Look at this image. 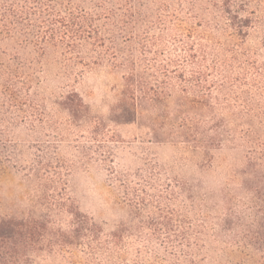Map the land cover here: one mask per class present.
Wrapping results in <instances>:
<instances>
[{
  "label": "rangeland",
  "instance_id": "374dc122",
  "mask_svg": "<svg viewBox=\"0 0 264 264\" xmlns=\"http://www.w3.org/2000/svg\"><path fill=\"white\" fill-rule=\"evenodd\" d=\"M132 2L129 24L126 0H0V221L43 227L30 264H264V90L232 59L264 68V14L234 43L209 0ZM178 19L206 31L218 69L199 89L128 92L124 59L138 74L170 57ZM223 145L235 162L209 190ZM81 172L118 218L83 210ZM249 192L251 220L235 211Z\"/></svg>",
  "mask_w": 264,
  "mask_h": 264
},
{
  "label": "trees",
  "instance_id": "16d2710c",
  "mask_svg": "<svg viewBox=\"0 0 264 264\" xmlns=\"http://www.w3.org/2000/svg\"><path fill=\"white\" fill-rule=\"evenodd\" d=\"M209 1L211 6L223 15L225 25L230 31L229 41H233L234 43L242 42L248 28L253 23L259 22V15L264 14L263 0ZM126 3V20H129V24L133 20L135 23L137 12L133 8L134 3L132 0H126ZM182 24H184L182 20L178 19L177 28H179L178 32H181V35L177 34L179 35L175 39L177 45L170 57L163 55L159 60L153 58V63L148 65L144 64L145 67L138 74L135 68L134 57L131 55L127 59H124V63L128 67V73L125 78L128 92H164L173 83H179L184 88L189 85L199 89L200 84L207 81L208 74L204 72L207 70L204 66L207 60L210 59L211 67L209 68L212 72L218 69L217 62L218 58H220L219 49L215 48L216 44H213L212 40L209 39L206 31L198 32L196 29L190 28L181 30ZM261 43L264 46V37ZM146 49L147 47L144 46L143 53L141 54L143 62L147 61ZM232 52V59L235 61L238 60L243 65L236 74V77L243 80V85H247L248 90H264V84L260 85L261 81L258 80L264 79V68L256 66V64H245L240 60L241 58H239L236 51L232 50ZM250 71H253L255 78H248ZM159 76L164 78L163 81H161L162 78L160 80ZM148 77L154 78L153 80L158 85L155 83L151 84ZM192 82H195V84ZM83 224L85 235L95 237L97 233L96 225L88 221ZM42 228L36 221H0V264H30L32 262L30 253L38 249L40 244L41 246L43 245L40 239L43 238L42 236L43 234L45 235V232ZM110 237L114 242L120 240V236L117 234H112ZM63 243L70 244V241Z\"/></svg>",
  "mask_w": 264,
  "mask_h": 264
},
{
  "label": "clouds",
  "instance_id": "9594fccd",
  "mask_svg": "<svg viewBox=\"0 0 264 264\" xmlns=\"http://www.w3.org/2000/svg\"><path fill=\"white\" fill-rule=\"evenodd\" d=\"M163 154L167 156L171 151L170 148H165ZM218 158L223 160V163L216 170L208 173L203 177L204 185L209 190H216L224 186L229 179L228 172L235 162V152L227 145H223L218 153ZM79 189L82 193L83 210L93 216L103 213V219L110 220L118 218V213L113 212L109 204L104 201L97 185V178L90 172H81L77 177ZM236 187H243L242 180ZM252 193H246L237 197L235 211L237 214L251 220V209L248 205L251 202ZM65 229L67 224H64ZM50 259V258H49Z\"/></svg>",
  "mask_w": 264,
  "mask_h": 264
}]
</instances>
